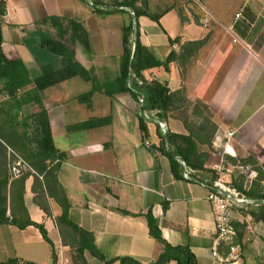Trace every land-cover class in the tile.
<instances>
[{"label": "crops", "instance_id": "obj_1", "mask_svg": "<svg viewBox=\"0 0 264 264\" xmlns=\"http://www.w3.org/2000/svg\"><path fill=\"white\" fill-rule=\"evenodd\" d=\"M5 1L4 49L20 56L32 75L39 72V64L24 45L23 37L35 30L37 21L52 15L73 18L84 24L91 38V52H85L77 43L75 55L86 68L94 71L100 89L89 103L79 100L82 90L71 88H84L86 84L76 80V76L42 91L54 144L66 157L48 166V169L55 168L57 182L54 183L52 175L48 174L46 180L44 173L39 175L44 194L33 190L34 177L25 182V207L32 220L45 225L55 244L57 264H62L61 254L67 248L75 247L84 239L79 231L59 221L63 212L57 201L60 187L71 204L70 220L89 232V240L92 236L107 259L128 255L149 262L163 252L164 244L149 231L146 215L151 212L165 240L174 246H188L197 264H264V221L252 214L259 207L235 212L234 244L239 245L240 257L221 261L212 254L216 222L207 198L214 173L211 163L217 164L223 157L234 161L253 157L264 164V36L257 46L253 44L255 36L264 31V20H260L264 18V0H194L201 6L199 12H206L198 16L192 14L196 12L192 6L179 8L177 0H146L147 12L165 13L159 22L146 15L139 17L144 45L161 60L171 51L178 55V60L170 63L169 71L155 67L145 72L146 78L166 83L172 91L183 90V97L193 104L205 103L217 125L216 134L235 131L231 144L237 158L223 155L222 149L214 144L216 151L211 152L205 163L211 172L198 173L197 180L175 177L170 157L161 149L160 130L155 123H147L149 135L144 137L139 104L131 92L107 93L116 90L114 82L120 73L123 53L122 30L130 21V8L122 6L123 12L105 16L97 13L89 0ZM143 1L136 0L137 8L143 7ZM239 13L241 16L237 17ZM254 27H259L256 34L252 31ZM241 30L254 34L252 40L244 37ZM177 37L180 40L171 43L170 39ZM196 41L201 43L193 44ZM86 82L89 91L93 82ZM36 107L35 112L39 110L37 104ZM192 112L193 107L188 108L190 119ZM174 113L166 117L169 131L189 134L183 120ZM103 117L109 118L105 124L71 128ZM12 208L17 215L22 213L17 199ZM12 208H8L9 216ZM45 243L48 244L33 225L20 229L3 224L0 262L18 258L49 264L26 255L37 253L36 247L31 250L33 245ZM230 247L229 243L220 244L219 255L228 258ZM84 256L87 264H105L88 249Z\"/></svg>", "mask_w": 264, "mask_h": 264}, {"label": "trees", "instance_id": "obj_2", "mask_svg": "<svg viewBox=\"0 0 264 264\" xmlns=\"http://www.w3.org/2000/svg\"><path fill=\"white\" fill-rule=\"evenodd\" d=\"M93 7L97 13L110 15L118 12H123L121 7L130 8V21L123 27V53L120 58V73L115 80L116 90L107 91L108 94L117 92H131L132 95L139 100V96L144 97V108L148 110H159V116L166 118L169 113L175 112L184 122L189 130V134H178L169 132L161 137V149L170 157L171 169L177 178L182 176V166L178 160L181 158L192 168L199 173L211 172L205 167V163L209 157V153L200 149V145L211 146V138L217 130V125L213 122V114L208 106L200 101L191 103L183 97V90L172 91L166 83L158 80H149L146 78L145 72L155 67H163L165 71H169L170 63L178 60V55L175 51L167 56L165 60L159 59L155 53L141 41V30L139 17L146 15L151 19L159 22L160 17L165 12L152 13L147 12V1H143V7L137 8L136 0H91ZM7 11L6 1L0 0V93L6 94L8 99L2 104V112L6 119L10 122H17L18 114L22 107L27 103H35L39 106V110L33 113L29 118H25L20 123L24 127V132L18 134L12 132L10 135L1 133L0 138L7 140L14 150L21 153V156L28 162L33 169L32 173H27L13 180L6 174L0 172V226L3 224H12L20 229L33 225L37 227L42 234L44 240L51 248L52 261L49 264H57L58 255L53 240L49 237L48 231L43 223H38L30 218V215L24 204L25 182L29 177H34L33 190L41 191L44 194L43 184L39 180V175L44 173V178L52 175L54 183L57 182L55 168L48 169L50 163L56 160H63L66 157L65 152H61L56 148L51 130L48 112L43 104L41 93L43 90L54 86L60 82L70 78L79 76L86 81H92L93 87L86 93L78 96V99L89 103L91 97L100 89L97 86V77L92 69L86 68L75 55L74 46L80 44L85 52L90 53L92 50L90 33L81 21L63 16H46L35 23V30L28 32L23 37V43L34 55L39 64V72L32 75L29 68L20 56L14 52H8L4 49L3 36V16ZM182 15V12H179ZM248 14V12H245ZM249 15V14H248ZM182 18V16H181ZM249 19L250 16H247ZM256 34L259 27L252 29ZM241 34L251 41L254 35L247 34L241 30ZM252 35V36H251ZM180 40V37L170 39L171 43ZM201 41H196L193 44H200ZM184 48V45L181 49ZM32 85L24 96H19L21 90ZM193 106V116H200L201 121L195 124L189 118L188 108ZM13 110L15 113L13 114ZM28 119L32 120L34 126V143L32 147L31 140L27 137ZM108 117L91 119L71 126L72 129H84L93 124H105ZM140 128L144 133V137H148V126L146 121L139 116ZM2 136V137H1ZM29 141V142H28ZM6 143V141H5ZM245 163L253 164L258 171V177L252 182L249 189H244V178H233V185L243 191L248 197L254 198L259 202L264 200V164L253 157L242 160ZM213 172V171H212ZM212 183L217 174L212 173ZM48 180V179H47ZM17 199L22 208V213L18 215L14 213L13 202ZM38 195L35 196V200ZM57 201L62 206V214L59 221L69 224L75 230L79 231L84 237L75 247L78 250L80 257L87 264L84 256L86 249L105 261V264H113L119 261L120 264H167L170 261H175L176 264H197L194 254L188 246L172 245L162 235L161 229L157 220L151 212L147 213V222L150 234L153 238L164 244L163 252L155 259L149 262H142L133 256H119L111 259L105 258L102 252L94 243L93 237L89 240L86 230L80 228L69 218L70 201L66 192L61 187L59 188V196ZM11 206L12 214L8 215V208ZM257 211L252 214L255 218L264 221V203H260ZM46 213H50L48 208L43 205ZM123 213H129L122 210ZM0 264H41L29 260H20L11 258Z\"/></svg>", "mask_w": 264, "mask_h": 264}, {"label": "built area", "instance_id": "obj_3", "mask_svg": "<svg viewBox=\"0 0 264 264\" xmlns=\"http://www.w3.org/2000/svg\"><path fill=\"white\" fill-rule=\"evenodd\" d=\"M89 3L93 5L92 1ZM134 14V12H131ZM241 14H237L240 17ZM235 41H238L236 38ZM138 104L140 106L139 116L142 117L146 123H155L162 135H167L169 131V125L166 118L160 117L159 110H148L144 106V97L139 96ZM235 136L234 130H227L223 133H218L215 136L214 144L222 149L223 155H229L233 158H237V154L231 144V140ZM148 146L151 145L149 141H146ZM182 166V176L186 180L198 179L197 174L199 171L192 168L184 160L178 158ZM214 171L217 174V178L209 184L208 200L212 206L215 214L216 222V237L213 246V256L221 261L237 260L240 257L239 245L234 244L237 236V230L234 224V214L241 209H249L254 206H259L260 203L254 198L248 197L243 191L239 190L233 185V178H244V189H249L250 186L247 182H253L258 175L257 171L251 168L250 165L244 164L238 159L236 161L223 157L220 162L213 166ZM228 178V179H227ZM222 243L231 244V252L228 258H223L218 253V246Z\"/></svg>", "mask_w": 264, "mask_h": 264}, {"label": "rangeland", "instance_id": "obj_4", "mask_svg": "<svg viewBox=\"0 0 264 264\" xmlns=\"http://www.w3.org/2000/svg\"><path fill=\"white\" fill-rule=\"evenodd\" d=\"M176 4H177V6H179V8H184L185 6L186 7L192 6L193 10L196 11V12H192V14L195 13L197 16L206 14V12H203V11L199 12V9L201 10V6L197 1H194V0H183V1L177 0ZM261 19L264 20L263 17H260V20ZM263 36H264V31L261 30L257 34V36H255V38L253 40V44L255 46H257L261 42ZM76 80H78L79 82H82V84H86V85H84V88L83 87L79 88V87L73 86L71 88V90H74V89L79 90L80 89V90H82L83 93L88 92L87 90L89 89L88 88L89 83L86 82L84 79H82L79 76H77ZM70 82H73V81H70ZM85 86H86V88H85ZM28 90H29V87L21 90L19 93V96H24ZM83 93H81V94H83ZM7 99H8V96L6 94L0 93V135H1V133H7L10 135L14 131L17 132L18 134L22 135V133L24 132V127L22 126V124L20 122L22 120H24L25 118H29L35 112V109L37 108L36 104L35 103L25 104L22 107V110L18 114L17 122L15 121L12 123L6 119L5 114L1 110L3 102H5ZM191 107H193V106L190 105L189 109ZM139 110H140V106H139ZM12 113L14 114L15 110H13ZM190 120H192L195 124H198V122L201 121V118H200V116H198V117L197 116H191ZM28 126L29 127H27V132H28L27 137L31 140V142H32L31 145L34 148L36 145L34 143V126H33L31 119H28ZM215 135H216V132L213 134V136L211 138V146L210 147L208 145H204L203 143L200 145V149L207 151L209 153V156H210L211 152L216 151L215 147H214ZM5 141H6V143H5ZM5 141L0 138V172L2 174L8 175L11 180H13L15 178H19V177H21L27 173H32L33 169L28 164V162H26V160L21 156V153H19L17 150H14L12 148L11 144L7 140H5ZM208 160H209V157H208L207 161ZM207 161H206V163H207ZM239 161H241L244 164L250 165L251 168L256 170L254 168L253 164L245 163L241 159ZM213 164L215 165L216 162L211 163V165H213ZM257 173H258V171H257ZM257 177H258V175L256 176L255 179H257ZM247 185L251 186L252 182L248 181ZM45 245H46V247H45ZM45 245H43V244L42 245H37V244L33 245L31 250H33V248L36 247L37 253L33 254L32 256H31V254H26V255H29L33 259L35 257L38 260H43V261H46L47 263H50L51 262V249H50L48 244L45 243ZM61 259H62V264H85L84 260L80 257L77 248L73 247V246L70 248H67L66 251L61 254Z\"/></svg>", "mask_w": 264, "mask_h": 264}]
</instances>
